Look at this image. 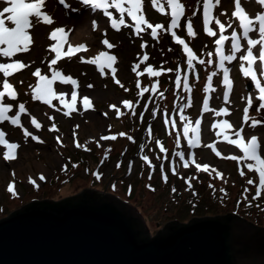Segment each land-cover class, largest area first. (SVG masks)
Listing matches in <instances>:
<instances>
[{"label": "rangeland", "instance_id": "374dc122", "mask_svg": "<svg viewBox=\"0 0 264 264\" xmlns=\"http://www.w3.org/2000/svg\"><path fill=\"white\" fill-rule=\"evenodd\" d=\"M180 2L184 5V14L179 26L171 31L177 32L182 39L185 38L198 60L211 59L212 64L200 65L196 60L194 70L187 68L186 54L170 35L171 9L167 0H155V4L153 0H141V13L137 15L142 14L154 26H163L157 30L158 36L155 39L150 35L151 30L136 35V23L127 12L123 13L125 24L118 23L117 28H112V20L118 21L121 16L119 9L114 6L107 9L109 15L105 16L103 10L85 7L80 0H65L64 3L45 0L46 12L55 23L51 26L43 25L35 32L30 31L34 35L30 51L17 54L21 62L28 63L30 67L14 70L9 77H2L0 74V91H3L2 79H7L13 86V91L18 94L16 101L5 96V102L14 106V111L8 115H14L18 111L19 103H24L27 110V114H21L22 127L10 126L8 121L0 124V129L6 133L5 139L9 143L18 144L13 153L15 158L10 161L3 159L7 148L0 145V218L31 199L58 200L73 195L84 187H93L110 191L120 199L132 203L143 216L151 234L169 220L185 222L192 216L227 211L237 212L241 217L253 222L256 220L264 226V192L258 199H253L259 186V175L247 168V163L255 162L231 160V156L239 158L243 157V153L235 145L228 143L229 139L237 138L235 131L244 129L242 134L247 139L256 135L258 143L264 146V109L256 110L259 101L258 96H255L245 122L243 109L248 105L244 97L256 90L250 77L243 76L237 61L226 62L233 82L229 102L221 97L224 89L221 76L213 77L212 87H208L207 77L214 71H220L219 57L208 56L209 52L215 51L214 41L220 33L214 23H210L209 27L217 31V36H207L203 27L200 0ZM222 3L223 7L218 11L227 12V15L217 18L225 23L229 37L236 30L241 35V43L245 44L242 30L237 27L238 20L231 16L234 9L230 0H222ZM130 6L127 2L123 5L125 9ZM242 6L247 8L252 17L264 10V5L257 0H244ZM161 7L163 12L160 11ZM93 20L97 22L95 30ZM188 21L192 23L194 37L187 35ZM229 23L233 25L230 29L227 28ZM79 24L91 31L94 40L93 43L90 42L92 46L98 45L100 51L116 57L112 67L105 66L101 70L100 65L108 63L106 58L97 64L87 63L86 61L97 56L92 50L84 52L78 49L75 55L63 56L57 65L52 66L62 73L53 83V89L60 98L54 99L51 106L34 100L33 90L39 80L32 72L40 68L42 75H47L49 79L52 77V71L48 67L53 42L50 38L51 31L56 27H63L69 36L71 30ZM105 38L114 45L113 48L103 45ZM83 42L89 46L85 40ZM170 48L172 51H169ZM144 54H147V60H143ZM80 57L85 62H81ZM237 58L239 59V54ZM15 59L16 57H0V62H13ZM138 63L141 65L137 69L141 73L139 76L131 70ZM146 65L160 71L161 75L152 77L147 72ZM178 68L181 70V78L188 77L191 91L183 87L176 88L174 81ZM168 69L173 71L169 72ZM68 76L78 81V87L64 82L63 78ZM116 80L120 83L117 84ZM73 88L77 89V100L70 111L66 105L72 103ZM144 89L148 91H143ZM84 97L90 100L87 110L83 105ZM189 98L191 106L186 107ZM205 99L209 101L207 110L203 106ZM124 101L129 102L128 107H125ZM112 105L115 108L110 107ZM182 106L184 117L193 127L196 126V120L201 121L198 130L203 133L198 144L188 149L190 166L187 169L175 155L177 151L188 148L187 139L183 137L185 121L180 119ZM133 110L135 116L131 114ZM220 110H227L228 114L224 117L221 116L222 113L217 115L218 123L228 121L232 125L231 131L225 132L212 124L213 114ZM31 117L42 125L40 129L30 123ZM49 117L53 119L50 120ZM168 120L175 121V126L166 123ZM253 121L260 123L252 127ZM53 124L58 131L50 130ZM23 129L43 142L33 140L31 136L25 137ZM121 133L124 135H120ZM105 135H116L117 139L104 141L101 137ZM129 136L132 137L131 140L128 139ZM190 137L192 138L191 132ZM156 141L159 143H155ZM161 145L164 152L159 150ZM208 145H212L215 151ZM216 151L220 152V156L216 155ZM259 154L264 158V151ZM144 156L149 157L152 165L143 161ZM193 160L201 165H209V171H197ZM117 164L120 166L117 167ZM161 164L168 175L166 183L162 179ZM152 166H155L154 169ZM171 168L176 169V175L171 173ZM134 172L135 182L131 178ZM149 175L152 176L151 179ZM248 179H252L254 183L247 184ZM189 180L191 189L188 187ZM10 182L15 183L18 195L13 196L6 190ZM210 184L214 187H209ZM147 185H151L155 191L150 190ZM172 188L176 191L173 192ZM220 189L225 192L222 193ZM205 203L212 206L206 209Z\"/></svg>", "mask_w": 264, "mask_h": 264}, {"label": "water", "instance_id": "95a60500", "mask_svg": "<svg viewBox=\"0 0 264 264\" xmlns=\"http://www.w3.org/2000/svg\"><path fill=\"white\" fill-rule=\"evenodd\" d=\"M0 264H264V227L229 211L151 234L132 203L84 187L1 217Z\"/></svg>", "mask_w": 264, "mask_h": 264}, {"label": "snow or ice", "instance_id": "6c2138e0", "mask_svg": "<svg viewBox=\"0 0 264 264\" xmlns=\"http://www.w3.org/2000/svg\"><path fill=\"white\" fill-rule=\"evenodd\" d=\"M58 2L64 3L65 0H58ZM126 2L131 5L127 9L123 7L124 3ZM257 2L261 5H264V0H257ZM80 3L85 7L90 6L93 9L103 10V15L105 16L109 15L107 11L109 7L114 6L116 9H119L121 16L118 21L115 19L112 20V28H117L118 23L120 25L125 24V19L123 16V13L125 12H127L128 16H130L133 20L136 21V24L134 25L136 35H140L142 31L147 32L148 30H151L150 35L152 38L155 39L158 36L157 30L163 28L161 24H156L154 26L147 19H145L142 14L137 15V13H141V0H111V2L110 0H80ZM153 3L155 4V0H153ZM167 3L171 9V18L169 25L170 35L174 38V42L176 45L182 46V52L186 54L187 68L194 70V61L198 60V57L196 56L194 51L189 47V45L185 42L184 39L177 35L175 31H171V29H175L179 26L180 19L181 17H183L184 14V5L180 2V0H167ZM200 3L202 4L203 11V27L207 36H217V31H214L212 27H209L210 23H214L220 33L218 38L214 41L216 46L215 51L208 53V56L210 57L214 55L219 57L220 71L219 73L214 71L212 72L211 76L207 77L208 87H212L211 82L213 77L221 76L223 85L226 86L228 89H231L233 82L230 79V69L226 67V62L237 61L239 63L240 71L242 72L243 76L251 78V81L254 82L255 90L256 92H258L257 98L259 104L257 105L256 110L259 111L261 109H264V83H262V81L258 79L257 72L254 70L253 67L255 64V67L259 69L260 74L264 76V10H262L261 14H255L253 17L250 18V14L247 13L245 8L242 6L244 0H230V4L234 9L231 12V16L238 20L237 27L238 29L242 30V37L246 42L242 47L241 35H239L236 30H233L231 32L230 37L224 35V32L226 31V25L221 21L220 18H217L227 15V12L218 11L220 8L223 7L222 0H200ZM44 7L45 0H33V2H26V0H0V57H16L13 62H0V74H2V77H9L10 75H12L14 70H20L30 67L28 63H22L21 59L18 57L17 54H24L30 51V45L33 43V39L29 33L30 28L35 29L41 24L51 26L55 23L51 15L48 12L42 10ZM214 10L216 12L215 16ZM160 11L163 12L164 9L161 7ZM5 20L9 22L7 25L5 23ZM92 25L93 29L95 30V28L97 27L96 20L92 21ZM232 27L233 25L231 23L227 25V28L229 29ZM58 34H64L65 36H67V33H65V29L63 27H56L54 28V30L51 31L50 38L55 40ZM187 35L189 37L195 36L191 21L187 22ZM257 35L258 38H255ZM102 43L103 45H106L109 49L114 47L113 44L109 43L107 38L103 39ZM145 46L146 45H142V47ZM226 47L228 49V54H226L225 52ZM76 48H79L83 51L88 50L87 46L84 44H80L76 46ZM76 48H74L73 45L69 44V51L67 53H63L61 52V49L59 47H51V52L55 53V58L51 59L48 65L49 69L52 71L51 79H49L47 75H42V70L40 68H36L35 71L32 72V75L37 77L39 80V83L35 86L33 90L34 100L42 101L44 104L51 106L52 101L54 99L60 98L57 92L53 89V83L57 80L58 77H61L62 73L61 70L53 69L52 66L57 65V62L61 60L63 56L73 55L75 53ZM169 51H172V49L170 48ZM254 51L258 52V57L256 54H254ZM245 52L246 54H244ZM237 54H239V59L237 58ZM104 58L107 59L108 63L107 65L101 64V70H103L105 66L111 68L112 62L116 60V57L109 55L107 52L104 51H101L98 57L88 60L86 62L91 64H97ZM147 59V54H144L143 60ZM257 59L259 60V63H256ZM80 60L81 62H85L83 57H80ZM198 62L200 65H205L212 64L213 60L210 59L208 61H205L203 59H199ZM244 62H246L247 67H245ZM140 67L141 65L138 63L131 70L135 72L137 76H139L141 75V73L137 71V69H139ZM145 67L147 69V72L152 77H159L161 75V72L154 70L153 67L147 65ZM112 71L114 74L115 69H113ZM167 71L171 72L173 70L168 69ZM180 73L181 70L178 68L176 70V76L174 81L176 88L179 89L183 87L185 90L191 91L188 83V77L184 76L183 78H181ZM63 79L64 82L70 83L71 85L78 87V81L73 79L71 76L65 77ZM115 82L117 84L120 83L119 80H116ZM2 85L3 91H0V124L4 123L5 121H8L10 126L22 127L21 114H27L25 104L19 103L18 111H16L14 115H8L9 112L14 111V106L5 102V96L7 95V97L11 98L12 101H16L18 100V94L13 91V86L8 82L7 79H2ZM88 87L91 88L92 85H88ZM137 87H139V84H137ZM143 91H148V89H144ZM256 92L249 94L247 97H244L248 105L243 109L245 122H247L248 120L249 109L253 106V98L256 96ZM142 94L143 92L141 93V95ZM71 98L72 103L66 105V107L70 111L73 110V106L77 100L76 91H73L71 93ZM228 98L229 91H223V99L227 101ZM123 103L125 107L129 106L128 101H124ZM208 104V99H205L203 101V106L205 110L208 109ZM83 105L85 106V110H87V107L90 105V100L88 97L83 98ZM185 106H191L190 98L189 103ZM110 107L115 108V105H112ZM221 111L224 114H228L227 110ZM68 114L70 113H65V115ZM131 114L134 116L136 115L134 110ZM216 114L219 116L221 115V112H217ZM140 118H143L142 113ZM49 119L51 120L53 119V117H49ZM180 119L185 121L183 126V137L187 139L188 148H186L184 151H177L175 155L179 158L180 161L183 162L182 166L187 169L190 166L189 160L187 159L188 149L195 147L198 144V140H193L190 137V132L196 133L201 121L196 120V126L193 127L191 122H189L186 117L181 116ZM30 123L34 125L36 129H40L42 127V125L38 123L34 117L30 118ZM166 123H170L175 126V121L168 120L166 121ZM259 123V121H253L252 127H255ZM219 127L222 130H228L232 128V125L225 120L219 125ZM50 130L58 131L54 124L52 125V128ZM242 132H244V129H239L235 131L234 135L238 139H229L228 143L235 145L243 153V157L238 158L237 156L233 155L230 157V159L233 161L243 159L245 161L255 162V164L247 163V168L259 174V186L256 188L255 196L253 197V199H258L261 196V193L264 192V158H261V154H259L260 152L264 151V146L258 143V139L255 135H252L246 143L245 136L242 135ZM5 135L6 133L2 129H0V145H4L7 148V151L3 153V159L5 161H10L15 158L13 153L14 150L17 149L18 144L9 143L5 139ZM23 135L25 137L31 136L33 140H37L41 143L43 142L39 141L38 137L34 136L27 129H23ZM120 135L124 134L121 133ZM225 138L227 139V136ZM101 139L104 141H113L116 140L117 137L116 135H105L101 137ZM128 139L131 140L132 137L129 136ZM155 143H159V141H156ZM79 146L80 145L77 143V147ZM208 147H212L213 151H215V148L212 145H208ZM159 150L160 152L165 151L162 145L160 146ZM216 155L220 156V152L216 151ZM142 159L143 161H146L149 165H152V162L148 156H144ZM192 162L195 163L194 160ZM119 166L120 165L117 164V167ZM152 167L154 169L155 166ZM209 167L210 166L207 164L201 165L200 163H195V168L197 169V171L207 173L209 171ZM160 171L162 174V179L166 183L168 180V175L165 173V168L163 164L160 165ZM170 171L173 175L177 174L175 168H171ZM13 175H15L14 172ZM241 175H244V173L241 172ZM151 178L152 176L149 175V179ZM41 179H43V176H41ZM253 183L254 182L252 179H248L247 184L252 185ZM147 187H149L150 190L155 191V189L151 188V185H147ZM188 187L189 189H191L190 180L188 181ZM209 187L214 186L210 184ZM6 190L13 196L18 195L14 182H10ZM172 191L175 192L176 189L172 188ZM219 191H221L222 193L225 192L224 189H220ZM245 191H248V189H245Z\"/></svg>", "mask_w": 264, "mask_h": 264}, {"label": "bare ground", "instance_id": "6f19581e", "mask_svg": "<svg viewBox=\"0 0 264 264\" xmlns=\"http://www.w3.org/2000/svg\"><path fill=\"white\" fill-rule=\"evenodd\" d=\"M231 5V4H230ZM232 7V6H231ZM47 9V7L45 6L42 10H44V11H47L46 10ZM245 10L246 11H248L247 10V8H245ZM248 13L250 14V12L248 11ZM252 16H251V14H250V18H251ZM31 19V18H30ZM133 20V19H132ZM134 21V20H133ZM5 23H6V25L9 23L7 20H5ZM43 26V24H41L40 26H38V27H36L35 29H32V28H30L29 29V32L30 31H33V32H35L36 30H38V29H40L41 27ZM32 32V33H33ZM30 35H31V37H34V35L33 34H31L30 33ZM224 35H226V36H229V34L225 31L224 32ZM255 38H258V35L255 37ZM68 40H66L67 42H65V44L66 43H70L71 45H73V46H78V45H80L81 43L82 44H85L83 41L85 40V42H87V44L89 45V46H87V51H84V52H89V50H92L94 53H95V55L98 57L99 56V53L101 52L100 51V49H99V47H98V45H95V46H92V44H90V42L93 40V35H92V33H91V31L90 30H88L87 28H85L84 26H82L81 24H79V25H77V26H75L72 30H71V34L69 35V37L67 38ZM94 41V40H93ZM93 41H92V43H93ZM244 46V44H242V47ZM67 49H68V47H67ZM226 54H228V49L226 48ZM245 54H246V52H245ZM254 54H256L257 55V57H258V52H256V51H254ZM71 58V57H70ZM245 63V67H247V64H246V62H244ZM256 63H259V60L257 59V61H256ZM254 70L257 72V77H258V79H260L261 78V74H260V71H259V69H257L256 67H255V64H254ZM261 80V79H260ZM262 81V83H264V79L263 80H261ZM253 84H254V82H253ZM224 89L222 90V95H221V97H223V91H228V88L226 87V86H224L223 87ZM258 95V92H256V96ZM228 102H229V99H228ZM223 108H226V107H224L223 106ZM219 112H221L222 113V117H224V113L220 110ZM229 112H230V110H229ZM217 112H215L214 114H213V119H212V124L214 125V126H219L220 124L218 123V120H217V114H216ZM221 117V118H222ZM223 120H225L224 118H222ZM211 124V125H212ZM199 128H200V125H199ZM220 128V127H219ZM221 129V128H220ZM229 131H231L230 129H228ZM225 132H226V130H225ZM243 136H245L244 134H242ZM256 136V135H255ZM192 137H193V139H196V138H200V135L199 134H197V132L196 133H192ZM251 137V136H250ZM257 137V136H256ZM235 139H238V138H235ZM257 139H258V137H257ZM248 140L249 139H247V137L245 136V142L247 143L248 142Z\"/></svg>", "mask_w": 264, "mask_h": 264}, {"label": "trees", "instance_id": "16d2710c", "mask_svg": "<svg viewBox=\"0 0 264 264\" xmlns=\"http://www.w3.org/2000/svg\"><path fill=\"white\" fill-rule=\"evenodd\" d=\"M84 158V157H83ZM91 172V171H90ZM135 176H136V172H134L132 175H131V178H134L133 179V182H135ZM130 183V182H129ZM66 197V196H65ZM63 198V197H62ZM61 199V198H60ZM212 205L210 204V203H205V208L206 209H208L209 207H211ZM199 213H203V212H200L199 211ZM255 222H257L256 220H255ZM258 224H259V222H257Z\"/></svg>", "mask_w": 264, "mask_h": 264}]
</instances>
